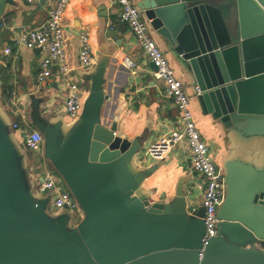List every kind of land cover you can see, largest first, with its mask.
Here are the masks:
<instances>
[{
  "label": "water",
  "instance_id": "95a60500",
  "mask_svg": "<svg viewBox=\"0 0 264 264\" xmlns=\"http://www.w3.org/2000/svg\"><path fill=\"white\" fill-rule=\"evenodd\" d=\"M13 6L0 0V20ZM137 7L191 72L202 113L263 148L260 166L238 155L222 162L220 222L203 246L202 199L189 213L179 182L170 200L153 202L143 183L158 163L139 168L135 161L143 138L116 136V118L102 122L103 57L86 77L88 96L70 124L46 118L43 100L29 95L43 157L75 201L74 227L65 212L48 213L50 195L32 190L29 154L0 113V264H264V0H140Z\"/></svg>",
  "mask_w": 264,
  "mask_h": 264
},
{
  "label": "crops",
  "instance_id": "0c3cea01",
  "mask_svg": "<svg viewBox=\"0 0 264 264\" xmlns=\"http://www.w3.org/2000/svg\"><path fill=\"white\" fill-rule=\"evenodd\" d=\"M54 1L28 3L27 0H14V6L0 20V113L8 124L13 141L17 146H23L22 130H12L13 123H18L21 129L24 126L34 129L29 120L30 94L43 100L41 109L46 118H61L65 124H70L73 120L66 116L63 105L71 86L78 88L84 101L89 92L87 75L99 60L108 57L104 85L108 99L101 111L102 122L107 127L116 118V136L122 139L131 141L142 137V150L136 156V165L139 168L150 167L154 162L146 158V149L167 130L177 126L180 112L171 100L163 96V84L154 79L150 62L137 47L130 29L119 22V9L114 0H69L64 15L66 62L72 70L68 77H62L55 72L51 79L38 85L36 77L42 53L38 49L12 45L20 34L36 28L46 20L47 9ZM131 1L137 5L140 0ZM149 32L163 50L176 78L183 83L190 98L193 121L209 145L215 163L221 168L224 160L238 155L244 161L260 166L263 148H256L254 140L243 142L237 135L225 130L211 115L202 113L197 101L198 89L186 64L150 27ZM82 33L88 36L94 58V63L84 69L79 67L78 59L79 36ZM8 46H11L12 54L7 56L3 50ZM124 58H130L135 63L134 70L123 68L121 63ZM4 88L9 90V96H2ZM18 98L21 102L16 107L14 99ZM27 161L28 156H25L26 164ZM157 163L155 172L143 183L151 200H170L176 185L183 182L188 208L189 205L197 208L201 195L194 188V182L198 180V176L192 172L186 150L181 147L174 148L163 161ZM33 167L27 178L36 194V178L39 172ZM49 169L61 181L50 165ZM50 210L58 213L51 208Z\"/></svg>",
  "mask_w": 264,
  "mask_h": 264
},
{
  "label": "built area",
  "instance_id": "2783aa9c",
  "mask_svg": "<svg viewBox=\"0 0 264 264\" xmlns=\"http://www.w3.org/2000/svg\"><path fill=\"white\" fill-rule=\"evenodd\" d=\"M39 1L27 0L28 3ZM68 2L69 0H55L47 9V17L42 24L20 34L13 41L12 45L15 47L38 49L42 53L36 77L38 85L51 79L55 72L62 77H68L71 74L72 70L67 65L65 55L64 15ZM114 2L119 9V22L130 29L137 47L156 67L153 77L162 82L163 96L171 100L180 112L177 126L167 130L146 149V158L152 162H161L174 148L181 147L186 150L192 172L198 176V180L194 182V188L200 193L204 208L205 232L202 243L206 246L208 241L217 235V226L220 222L217 212L225 196L224 173L213 160L209 145L202 138L193 121L190 98L185 92L183 83L176 78L163 50L150 36L148 21L131 0H114ZM79 41V67L84 69L94 63V58L91 55L88 36L84 33L80 34ZM3 53L7 56L11 55V46L4 48ZM121 65L128 71L135 68V63L130 58H124ZM197 93L199 94V91ZM20 102V98L14 99L16 107ZM82 102V95L78 88L71 86L63 105L64 112L69 119L75 120L78 117ZM11 128L22 130V145L32 158L33 169L39 172L36 178V195L40 197L50 195V208L71 216V226L74 227L79 221L75 201L62 182L49 169L43 157L42 135L28 126L21 129L18 123H13ZM195 209L189 205L188 211L191 213Z\"/></svg>",
  "mask_w": 264,
  "mask_h": 264
},
{
  "label": "rangeland",
  "instance_id": "374dc122",
  "mask_svg": "<svg viewBox=\"0 0 264 264\" xmlns=\"http://www.w3.org/2000/svg\"><path fill=\"white\" fill-rule=\"evenodd\" d=\"M25 155H26V153H25ZM26 157H27V155H26ZM33 164L34 163L32 162V158L30 157V155H28V161H27V164H26V167H25V170H26L25 172H26L27 177H28V173L30 172L31 168L33 167ZM48 213L49 214H53V212L50 210V208H48Z\"/></svg>",
  "mask_w": 264,
  "mask_h": 264
},
{
  "label": "trees",
  "instance_id": "16d2710c",
  "mask_svg": "<svg viewBox=\"0 0 264 264\" xmlns=\"http://www.w3.org/2000/svg\"><path fill=\"white\" fill-rule=\"evenodd\" d=\"M10 92L7 88H4L3 92H2V96H9Z\"/></svg>",
  "mask_w": 264,
  "mask_h": 264
}]
</instances>
